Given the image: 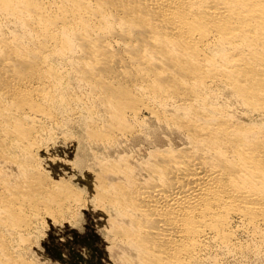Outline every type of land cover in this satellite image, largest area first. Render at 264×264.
I'll return each instance as SVG.
<instances>
[{
  "label": "bare ground",
  "instance_id": "obj_1",
  "mask_svg": "<svg viewBox=\"0 0 264 264\" xmlns=\"http://www.w3.org/2000/svg\"><path fill=\"white\" fill-rule=\"evenodd\" d=\"M78 105L88 141L147 154L99 159L88 198L36 155ZM72 204L96 208L127 264L264 249V0H0V228L24 242ZM8 243L0 264H25Z\"/></svg>",
  "mask_w": 264,
  "mask_h": 264
},
{
  "label": "rangeland",
  "instance_id": "obj_2",
  "mask_svg": "<svg viewBox=\"0 0 264 264\" xmlns=\"http://www.w3.org/2000/svg\"><path fill=\"white\" fill-rule=\"evenodd\" d=\"M75 82L76 81H74V82L72 81L70 83L71 84L70 87L72 86L76 90L78 95L79 94L81 96L83 95V97L87 96L86 93L87 94L89 93V91H88L89 88L84 83H83L84 85H82V83H80V82H76V83ZM78 83H79V85H78ZM76 85H78V87ZM80 88L81 89L83 88L82 89L83 91ZM78 90H80V91H78ZM81 91H82V93H81ZM97 106L99 108H97ZM97 106H95L96 110H100L102 108L100 105H97ZM74 109H76V110H74ZM81 109L85 110V109L81 108L80 105H78V106H74L73 108L67 110V112L65 111L66 113L64 111L63 112L60 111V114H58V115H59V118L61 120V123L59 124V126H58V123H57V125L51 124L48 126L49 128L51 126V128H50L51 130H48L50 132V134L55 129L54 133H52V135H49V132L48 131L46 132L45 138L49 142L47 141L48 142L47 143L46 139L44 138L42 141H45V142H41V144H40L41 150H39V151H41V153L36 151V155L38 154L37 155L38 161L41 159L39 161V164L40 163L42 164V167L40 164V168L42 169L43 173L48 174L49 176H51L50 178H53V179H56L59 177L61 180H63L62 176H64V178H65L64 180L66 182L70 183V185H72V187L75 190H78V191L81 190L83 193L82 195L85 196L86 198H88V195L90 194L89 186L87 184H85L86 183V182H84L85 180H82L83 179L82 175L85 174L83 172H85V171L88 172V170L90 171L91 169H92L91 171H93V172H95V171L99 172V170H100L99 169L100 166L98 165L99 159L102 158V160L103 159L106 160V159H108L109 155H111L112 153L114 155L116 154L115 156H112V157L118 156L119 153L120 154H124V153L127 154L128 153L127 155L134 154V156L137 158H142L147 154L145 151L146 149H143V147H141L142 146L141 144H134L131 141L127 145H124L125 147H122L123 149L118 147V149H113V150L107 149L106 151L100 145H96L95 142L90 140L91 138L88 135L89 133L87 130L88 129L87 125H85L86 128L84 126V124L87 123V119L85 120V117L87 116L86 115L87 112L86 111L81 112L82 111ZM70 111H71V113H70ZM62 115L64 118L62 117ZM148 117L149 116H147V119H149ZM68 118H69V120H68ZM84 121H86V122H84ZM147 121H149V120H147ZM148 124L149 123H147V125ZM147 125H145V126L147 127ZM152 127L154 128V126L150 125V128L149 127H147V128H148V130H151V129H153ZM85 130H87V131H85ZM86 132H87V134H86ZM57 134H59V135H57ZM55 135H57V137H55ZM60 135H61V137L64 135L63 138H59ZM47 136H49V138L51 137L53 140H51V138H50V140H51L50 141ZM53 136H54V138H53ZM88 138H90L89 141H88ZM51 144H53L54 146ZM48 147H50V148H48ZM124 149H126V150H124ZM47 150H48L49 154H48ZM107 151L109 152L108 154L106 153ZM115 151L116 152L118 151V152L116 153ZM42 154H43V156H42ZM50 155H52V158H53L52 160H50L51 159ZM96 155L98 158L96 157ZM94 156L96 157L97 163H95L96 160H95ZM48 157L50 158L49 159L50 161L48 160ZM53 161H54V163H53ZM53 165H55V166H53ZM3 166L4 167L6 166L5 167L6 169L11 168L10 169L11 172L13 171L12 173H10L9 169L6 170L7 171L6 175L8 176V174H9L10 180H12L13 182L15 181L16 183H18L19 181L22 180V178H21L22 175H20V170L17 167V165H14V164L10 165L8 163V164H5ZM68 166H69V168H68ZM96 166H98V167H96ZM55 167L57 168L56 170H55ZM5 168H3V169H5ZM16 168H18V169H16ZM4 173H5V170H4ZM16 173L19 174L20 176L15 175ZM68 173H70V174H68ZM11 174H12V176H11ZM56 175H58V176H56ZM72 177H73V179H72ZM16 179H17V181H16ZM88 190H89V192H88ZM75 206L76 205L72 204V206L68 207V209L64 210V212L62 211V215H64V216H62L60 212H57L56 213L57 217L54 216L55 218H53L55 222L52 221L51 223H48L46 221V218L48 220V217L46 214L43 213V214L39 215L38 221H37V219L35 221H33L31 224V229L28 232H26V234H24V236H23V237H25L24 242H23V240H19L18 237H16L17 235H15V234L11 235L12 233H10V231H7L6 229L2 228L4 230V232L6 230V234H5L3 232V230L0 228V231L3 233L4 237L7 239V242H9L8 244H10V242H11L10 245H12V247L10 245H8L10 248V251L12 249L14 250V248H15V251H13V250L11 251L12 254L14 256L16 255L15 257H17V259L24 260L25 264H122V263L127 264V260H125V259H130L129 257H132L131 254L129 255L128 251L125 250L126 247L123 244L121 247V244H117V243H114L111 241L110 236L107 234V230H106L105 226H103L104 224L102 223L103 222L102 217L98 216L99 213L96 210V208L92 205H90V207H92V208H90L89 206L88 207L84 206V208L81 207V209H80V207H77V206L75 207ZM69 209H71L70 210L71 212L68 211ZM74 210H75V212H74ZM67 211H68V213H66ZM95 211H97V212H95ZM73 213H74V215H73ZM57 214L58 215L60 214L61 216L59 217ZM44 221H46L49 225H47L46 222H44ZM56 221H57V223H56ZM7 232H9V233H7ZM12 236L15 238H13ZM26 237H28V238H26ZM11 238H13L12 240H14V241H12ZM9 239H10V241H9ZM29 240H30V242H29ZM110 242L114 243L115 247L116 246L117 247L115 248L114 245ZM15 245L17 246V248ZM112 245H113V248H112ZM119 246L126 252V255H124L125 253L123 252V250L121 251V248H118ZM109 248H110V250H109ZM262 251H264L263 248L259 251V253L255 252V251H250L251 253L250 252H248L246 254L244 253V254H242V256H240L241 254L236 255V257H235V255L233 257V255H228V254H225L222 252H218V253H220V255H218V253H217L218 256L217 257L215 256L216 262H214V261L212 262V260H211L209 262L207 261L205 264H213V263L214 264L215 263L216 264H240V263L241 264H264V254H263L264 252H262ZM254 252L256 253V255ZM17 253H19V254L17 255ZM221 253H222V255H221ZM122 255L125 256L124 257L125 259H123V260H122V258H123ZM226 255H228V256H226ZM220 257L222 259H220Z\"/></svg>",
  "mask_w": 264,
  "mask_h": 264
}]
</instances>
